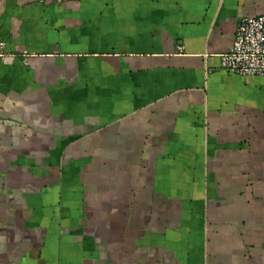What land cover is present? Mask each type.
Wrapping results in <instances>:
<instances>
[{"label": "crops", "instance_id": "1", "mask_svg": "<svg viewBox=\"0 0 264 264\" xmlns=\"http://www.w3.org/2000/svg\"><path fill=\"white\" fill-rule=\"evenodd\" d=\"M264 0H0V264H264V77L221 68Z\"/></svg>", "mask_w": 264, "mask_h": 264}, {"label": "built area", "instance_id": "2", "mask_svg": "<svg viewBox=\"0 0 264 264\" xmlns=\"http://www.w3.org/2000/svg\"><path fill=\"white\" fill-rule=\"evenodd\" d=\"M219 64L242 76L264 77V15L240 19L230 49L219 55Z\"/></svg>", "mask_w": 264, "mask_h": 264}]
</instances>
